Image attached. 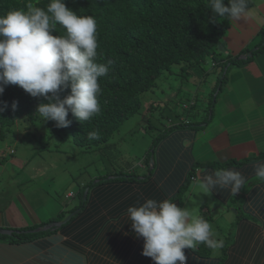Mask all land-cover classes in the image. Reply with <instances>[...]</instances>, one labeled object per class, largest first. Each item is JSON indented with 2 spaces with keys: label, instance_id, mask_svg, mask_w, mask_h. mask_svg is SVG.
<instances>
[{
  "label": "trees",
  "instance_id": "trees-1",
  "mask_svg": "<svg viewBox=\"0 0 264 264\" xmlns=\"http://www.w3.org/2000/svg\"><path fill=\"white\" fill-rule=\"evenodd\" d=\"M27 2L0 0V15L12 9H25ZM49 2L39 0L37 6L46 9ZM65 3L78 15L95 17L98 62L112 61L108 75L99 79L102 93L98 115L88 121H78L69 113L67 118L72 123L67 128H57L54 121H45L52 135L68 131L73 144L84 150L105 145L128 118L138 113L140 94L152 90L162 72L169 71L173 64L178 63L185 64L186 68L209 63L212 69L218 70L207 112L199 121L187 123L186 128L195 132L200 125L207 126L209 109L212 115L214 105L225 88L230 68L252 61L264 52V24L258 32L261 37L253 43V48L242 49L236 55L221 52L222 36L229 27L230 19L217 17L215 22H211L208 0H65ZM251 5L250 0L249 7ZM54 34L63 35V28L57 25ZM246 52H251V56L237 60L240 54ZM216 90V95L212 97ZM67 94L65 90L60 93V98ZM13 101L17 102L14 111L11 108ZM5 102L8 107L0 111V137L4 136V131H11L19 123L18 120L32 121L38 115V104L46 103L43 98H33L15 85H9L0 95V107ZM181 124L164 128L154 138L153 148L143 157L144 172L141 176L134 171L105 173L96 178L95 184L87 182L79 187L74 206L63 207L37 225L19 228V233L0 234V264H123L133 252H137L133 256L139 257L141 264H153L151 258L141 255L143 247L134 249L136 241L141 239L143 243V239L131 230L126 209L141 204L147 198L157 201L171 198L182 207L183 194L191 181L196 179L198 170H208V173L230 168L241 171L240 167L246 164L249 172L241 171L247 177L243 189L248 184L251 186L245 192L241 189L235 196L231 194L227 203L229 206L230 201L241 200L232 205L236 231H230L221 238L224 246L218 253L203 244L184 250L186 264H211L212 259L217 264H240V256L246 254L252 237H257L259 228L264 225V182L257 178L255 183H250L256 177L250 165L264 162V151L242 160L193 161L190 165L182 153V135L172 144L168 138L176 131L182 132L177 130L183 128ZM92 131L100 133L98 140L88 139ZM181 153L182 158L176 164ZM150 158L153 159L152 168H149ZM85 188L88 192L83 202ZM215 192L225 198L228 191L217 189ZM72 197L74 195L68 198ZM75 210L79 211L59 228L26 232L49 222L61 221ZM210 213L209 207L202 205L198 216L209 223L214 222ZM242 222L256 226L240 227ZM261 247L263 254L259 258L264 255V238ZM235 248L238 250L235 251Z\"/></svg>",
  "mask_w": 264,
  "mask_h": 264
},
{
  "label": "rangeland",
  "instance_id": "rangeland-1",
  "mask_svg": "<svg viewBox=\"0 0 264 264\" xmlns=\"http://www.w3.org/2000/svg\"><path fill=\"white\" fill-rule=\"evenodd\" d=\"M251 1L258 4L257 0ZM230 23L231 32L222 36L223 49L229 46L227 42L230 40L234 39L232 46L238 41L235 31L239 23L232 20ZM260 37L258 35L256 41ZM253 43L249 44L250 48H253ZM236 67L228 71V80L223 93L219 94L212 115L209 109L207 126L202 124L195 129L192 147L196 160H242L258 155V152L251 153L253 151H264V86L259 91L250 76L241 77L245 84L239 86L233 81H239ZM251 67L256 81L264 83L263 51L256 55ZM217 71L209 63L189 68L183 63L173 64L169 71L162 72L152 90L140 94L141 107L138 113L128 118L108 142L99 148L84 150L74 145L68 131L52 135L39 115L30 122L18 120L19 123L11 131H4V136L0 137V210L10 203H25L30 210L46 218L60 212L63 207L66 209L74 206L79 187L87 182L95 184L98 180L96 178L105 173L134 171L141 176L144 172L143 157L153 148L154 138L159 132L179 123H182L183 128L177 130L187 131V123L204 117L211 91L216 84ZM245 116L256 120L255 125L251 126V139L255 146L250 143L247 151L246 145L240 143V138L230 143L225 133L231 118L245 123L248 118ZM23 135L25 138H22ZM167 135L169 133L163 137ZM244 152L248 156L244 157ZM256 181L257 177H254L250 183ZM250 186L248 184L244 192ZM68 194L74 197L68 198ZM238 202L241 200L230 201L229 206L222 205L212 194L204 192L196 179L191 181L188 190L184 192L182 207H188L194 215H199L200 207L207 205L214 220L210 224L221 239L228 232L236 231L232 205ZM218 251L220 249L213 250L214 253Z\"/></svg>",
  "mask_w": 264,
  "mask_h": 264
},
{
  "label": "clouds",
  "instance_id": "clouds-1",
  "mask_svg": "<svg viewBox=\"0 0 264 264\" xmlns=\"http://www.w3.org/2000/svg\"><path fill=\"white\" fill-rule=\"evenodd\" d=\"M39 0H28L25 9H12L0 15V95L9 85L21 88L33 98H43L36 114L42 121L51 120L57 128H67L72 114L78 121H88L101 111L99 96L101 77L108 75L111 60L98 62L97 21L90 15H78L65 0H50L47 8L37 6ZM250 0H208L211 22L226 17L239 22L250 12ZM60 25L63 35L54 34ZM68 91L63 99L60 93ZM5 102L0 111L7 108ZM17 102L13 101L14 111ZM92 131L88 139L98 140ZM254 175L264 182V162L253 165ZM247 177L236 169L203 172L198 177L200 188L209 195L227 189L235 196ZM68 197V196H67ZM126 215L131 230L143 239L141 255L153 264H186L185 249L203 244L212 250L222 249L213 226L194 215L171 198L157 201L145 199L129 206Z\"/></svg>",
  "mask_w": 264,
  "mask_h": 264
},
{
  "label": "crops",
  "instance_id": "crops-1",
  "mask_svg": "<svg viewBox=\"0 0 264 264\" xmlns=\"http://www.w3.org/2000/svg\"><path fill=\"white\" fill-rule=\"evenodd\" d=\"M257 3L258 4H256L253 1L252 5L250 6L249 14L246 17H244L241 21L238 22L239 24L236 28L237 30L235 31V35H236V38L238 40L237 44L232 46L233 40H234V39H232L229 42H227L229 46L228 47L225 46L226 49H223L222 45L220 46V51L222 49L224 50L221 52H226V53H229L232 55H236V54H239L242 51V49L249 47V44H251L252 42H257L256 40L258 39L257 38L258 37L257 36L258 29L260 30L261 26L264 24V1L263 0H257ZM260 8H262V12L260 11ZM253 14L254 15L257 14V15L253 16ZM235 23H233V24H235ZM230 24L231 23L229 20V27L226 30L224 37L229 32H231V30H232L230 28ZM231 34L233 35V33H231ZM222 44L224 45L223 39H222ZM243 54H245V53H243ZM254 59L251 61V65H250V61H246V62H243L236 67L235 72H237L236 74H238V76H239V81H236V80H233V81L238 83L239 86H242V83H243V85L245 83H244V81L241 80V77H249L250 76L251 80L255 83L256 86H258L259 91H260V90H262L264 83L261 81L257 82L256 81L257 79L254 78V70L251 67L252 62H254ZM238 76H236V77H238ZM262 78L264 81V75H262ZM230 108L232 109V107H229L228 109L230 110ZM245 117H248L247 120L245 121V123H243L241 120L238 121V120H234V118H231V121L229 123H227V125H226L225 133L227 134V137H228V140L230 143L235 141V138H240V143L246 145V147H247L246 151H247V149L250 146V143H253V146H255L254 141L251 139L252 133H253L251 126L255 125L256 120H253V118L251 116H245ZM262 121L263 120H261L260 122H262ZM260 122H258V123H260ZM181 135H182V141H180V143H181V147H182V153H183V155L186 156L188 163L190 165H192L193 161H200L198 159L196 160L193 156L192 143L195 139V137H194L195 132L194 131H182V132L176 131L170 137H168L170 143L171 144L176 143L179 140V136H181ZM260 151H263V150L258 149L256 151L251 152V153L260 152ZM182 153L179 157V161L178 160L175 161L176 164H178L180 162V159L182 158ZM243 156L244 157L248 156L247 152H244ZM234 160H237V159H234ZM205 161H209V160H205ZM202 162H204V161H202ZM250 166H253V165H250ZM240 168H241L240 170L242 172H245V173L249 172L248 171L249 167L246 164H243ZM205 171L208 172V170H204V169L198 170L196 172V179H198V177ZM252 175L250 177H252ZM227 191H228L226 194L227 196L225 198H221L220 195L216 194L215 191H213L211 194L213 195V197L216 200H218L220 203H222V205L227 206L228 197L231 195L230 191L229 190H227ZM86 198H87V195H86ZM56 209H57V204L55 206V210ZM50 213H52V211ZM53 215H55V214L49 215L48 217L45 218V217H42L38 212L30 210L25 203H19V205L17 203L16 204L10 203V204H7L6 206H4L2 208V210H0V229L17 230L19 228H24L26 226L37 225L40 222L52 217ZM239 226L240 227L247 226L248 228H251V226H256V225H253L249 222H242L239 224ZM263 226L261 225V228H259L257 237H255L256 235L254 237H252L251 246L249 247L246 254L243 257L240 256V259H239L240 264H262L263 263L264 255L259 258V255L263 254L261 251L262 250L261 242L264 238V227ZM38 227H40V226H38ZM256 233H257V231H256ZM138 246L143 247V243H142L141 239L138 240V242L136 241V244L134 245V249L135 250L138 249ZM236 250H238V249L235 248V251ZM136 253L137 252H133V254L131 256H129L123 264H141L140 258L133 256ZM211 264H217V261L212 259Z\"/></svg>",
  "mask_w": 264,
  "mask_h": 264
},
{
  "label": "water",
  "instance_id": "water-1",
  "mask_svg": "<svg viewBox=\"0 0 264 264\" xmlns=\"http://www.w3.org/2000/svg\"><path fill=\"white\" fill-rule=\"evenodd\" d=\"M251 56V53L250 54H245V55H240L237 60H245L247 59L248 57ZM216 93H217V90H216ZM215 93V94H216ZM215 96V95H214ZM214 101V100H213ZM211 114V113H210ZM209 117V116H208ZM149 164H150V168H152L153 166V159L150 158L149 160ZM138 178H141V177H138ZM87 192H88V188H85L84 190V193H83V202L85 201V198H86V195H87ZM79 210H75L71 213H69L62 221L60 222H49V223H46L40 227H37L35 229H32V230H27L26 232H40V231H46V230H49V229H53V228H59L61 227L63 224H65L66 222H68ZM12 232H15V233H19L20 231L18 230H7V229H0V234L1 235H11Z\"/></svg>",
  "mask_w": 264,
  "mask_h": 264
},
{
  "label": "bare ground",
  "instance_id": "bare-ground-1",
  "mask_svg": "<svg viewBox=\"0 0 264 264\" xmlns=\"http://www.w3.org/2000/svg\"><path fill=\"white\" fill-rule=\"evenodd\" d=\"M11 152V151H10ZM85 200H86V198H85ZM62 221V220H61ZM55 222H60V221H55ZM67 223V222H66Z\"/></svg>",
  "mask_w": 264,
  "mask_h": 264
},
{
  "label": "built area",
  "instance_id": "built-area-1",
  "mask_svg": "<svg viewBox=\"0 0 264 264\" xmlns=\"http://www.w3.org/2000/svg\"><path fill=\"white\" fill-rule=\"evenodd\" d=\"M71 195L70 194H68V197H70Z\"/></svg>",
  "mask_w": 264,
  "mask_h": 264
}]
</instances>
